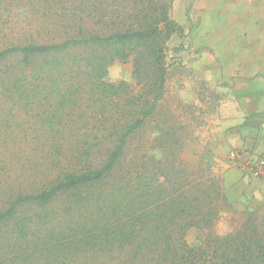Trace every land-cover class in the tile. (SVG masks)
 Masks as SVG:
<instances>
[{"label":"trees","instance_id":"16d2710c","mask_svg":"<svg viewBox=\"0 0 264 264\" xmlns=\"http://www.w3.org/2000/svg\"><path fill=\"white\" fill-rule=\"evenodd\" d=\"M173 3L0 0V264H264V202L220 235V159H184L202 122L166 98Z\"/></svg>","mask_w":264,"mask_h":264},{"label":"rangeland","instance_id":"374dc122","mask_svg":"<svg viewBox=\"0 0 264 264\" xmlns=\"http://www.w3.org/2000/svg\"><path fill=\"white\" fill-rule=\"evenodd\" d=\"M172 18L185 35L175 36L169 44L166 98L172 110L177 105L186 110L197 106L195 115L202 122L196 130L199 146L190 144L184 152V159L195 163L202 148L214 150L230 133L252 125H260L261 130L264 124V0H174ZM109 77L113 82H133L132 62L114 63ZM248 79L252 87L242 89ZM244 99H251L247 107L254 115L244 119L224 116L228 115L224 107L234 114L235 109L244 108ZM250 140L249 148L241 150L262 156L254 148L258 139ZM259 147L264 148L263 139ZM226 157L218 162L222 171L233 168ZM232 219L223 215L216 228L220 235L238 226ZM187 238L194 243L196 231L191 230Z\"/></svg>","mask_w":264,"mask_h":264},{"label":"crops","instance_id":"0c3cea01","mask_svg":"<svg viewBox=\"0 0 264 264\" xmlns=\"http://www.w3.org/2000/svg\"><path fill=\"white\" fill-rule=\"evenodd\" d=\"M245 40L249 41V39H247V36L245 37ZM242 48L245 49V45ZM244 81L245 84L242 89L252 87L253 83L251 79H248V82H246V80ZM250 100H242L241 103L244 105L243 107L245 109H235L234 111H236V113L234 114L228 113L230 112V109L228 110V107H224L222 110H224V112L228 114L224 116L230 118L235 117L239 119L247 118L249 115L254 113L253 109L247 107V105L250 106L252 104ZM236 104H238V102H236ZM261 130H264V124L262 125ZM261 130L252 129L250 127H243L239 131H237L238 133H230L228 136H226L227 138L225 140L220 141V143H218L214 148V154L216 158H225L232 150L249 148L248 143H250V139L255 137L258 139V142L255 145V149H257L256 153L261 154L264 158V148L259 147L260 141L262 139L264 140V133H261ZM245 157L246 156H243V158ZM228 169L224 170L227 184V195L234 202L235 211L225 213V215H227V217L231 219L233 218V223L238 222V226H236V228L228 231L233 232L241 226L244 220L243 211L245 209V206H253L264 202V176L256 178L250 173H244L237 167Z\"/></svg>","mask_w":264,"mask_h":264},{"label":"built area","instance_id":"2783aa9c","mask_svg":"<svg viewBox=\"0 0 264 264\" xmlns=\"http://www.w3.org/2000/svg\"><path fill=\"white\" fill-rule=\"evenodd\" d=\"M261 155V154H260ZM243 156H246L243 158ZM228 165L237 167L256 178L264 176V158L243 150H232L226 157Z\"/></svg>","mask_w":264,"mask_h":264}]
</instances>
